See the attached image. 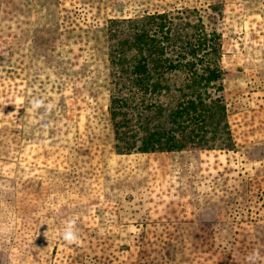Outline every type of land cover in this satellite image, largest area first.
<instances>
[{"label":"rangeland","instance_id":"obj_1","mask_svg":"<svg viewBox=\"0 0 264 264\" xmlns=\"http://www.w3.org/2000/svg\"><path fill=\"white\" fill-rule=\"evenodd\" d=\"M184 9L220 35L222 90L207 91L232 147L117 155L107 25ZM0 99V264L264 257V0H0ZM34 99L54 106L30 111Z\"/></svg>","mask_w":264,"mask_h":264},{"label":"trees","instance_id":"obj_2","mask_svg":"<svg viewBox=\"0 0 264 264\" xmlns=\"http://www.w3.org/2000/svg\"><path fill=\"white\" fill-rule=\"evenodd\" d=\"M107 43L115 154L208 150L217 141L232 147L225 104L214 94L224 75L220 35L207 31L197 10L112 19Z\"/></svg>","mask_w":264,"mask_h":264},{"label":"clouds","instance_id":"obj_3","mask_svg":"<svg viewBox=\"0 0 264 264\" xmlns=\"http://www.w3.org/2000/svg\"><path fill=\"white\" fill-rule=\"evenodd\" d=\"M0 103H3V100L0 99ZM17 104L23 103V98H18L16 101ZM54 105L49 103L45 105L44 101L41 99H34L31 102V108L30 111H36L40 109L41 107H44L46 112L51 111L52 107ZM15 113L8 115L9 117L13 116ZM4 116L3 112L0 111V117ZM76 221L75 219L69 220L66 222V226L62 233V238L67 244H73V243H79V236H78V230L75 228ZM247 264H257V261H264V257L260 255L259 250H253L251 254L246 258Z\"/></svg>","mask_w":264,"mask_h":264},{"label":"crops","instance_id":"obj_4","mask_svg":"<svg viewBox=\"0 0 264 264\" xmlns=\"http://www.w3.org/2000/svg\"><path fill=\"white\" fill-rule=\"evenodd\" d=\"M178 152H180V153H181V152H183V151H178ZM165 153H173V152H165Z\"/></svg>","mask_w":264,"mask_h":264}]
</instances>
